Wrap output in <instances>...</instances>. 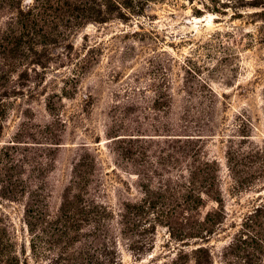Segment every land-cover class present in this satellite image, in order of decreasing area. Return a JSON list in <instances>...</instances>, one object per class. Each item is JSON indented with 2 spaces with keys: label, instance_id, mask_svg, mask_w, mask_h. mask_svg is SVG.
Wrapping results in <instances>:
<instances>
[{
  "label": "rangeland",
  "instance_id": "obj_1",
  "mask_svg": "<svg viewBox=\"0 0 264 264\" xmlns=\"http://www.w3.org/2000/svg\"><path fill=\"white\" fill-rule=\"evenodd\" d=\"M0 264H264V0H0Z\"/></svg>",
  "mask_w": 264,
  "mask_h": 264
}]
</instances>
